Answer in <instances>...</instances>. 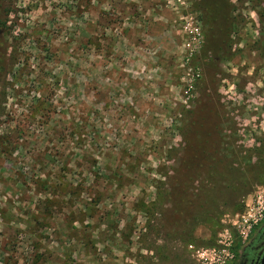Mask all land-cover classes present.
Listing matches in <instances>:
<instances>
[{"label":"rangeland","instance_id":"374dc122","mask_svg":"<svg viewBox=\"0 0 264 264\" xmlns=\"http://www.w3.org/2000/svg\"><path fill=\"white\" fill-rule=\"evenodd\" d=\"M228 3L216 42L196 0H0V264H198L215 247L264 187L240 184L264 167V2ZM189 16L202 40L184 65ZM195 118L224 169L194 185L201 216L170 226Z\"/></svg>","mask_w":264,"mask_h":264},{"label":"trees","instance_id":"16d2710c","mask_svg":"<svg viewBox=\"0 0 264 264\" xmlns=\"http://www.w3.org/2000/svg\"><path fill=\"white\" fill-rule=\"evenodd\" d=\"M198 6L203 8L204 25L207 26L208 32L211 33L213 29L218 30V33L211 34V39L216 38V42L222 40L221 34H226L228 30V0H196ZM264 2V0H262ZM2 24V23H1ZM264 56V45L262 47ZM203 120V119H202ZM201 126L204 128V134L201 137L204 143V148L197 149L194 145L197 134H195L194 127ZM208 127L200 124V118L194 122H190L186 131L183 134L184 146L181 149V153L178 158V163L172 173L167 177L166 186V198L168 200L167 213L170 217L167 222L170 226L179 227L180 225H187L188 221H195L199 218L198 211L200 207L204 205L202 201L201 190L197 192V187H194L195 183L199 182L200 177L214 178L218 176V168L224 169L217 165L222 162V158L219 156L218 151L214 147V140L208 139ZM257 148V147H256ZM257 150H259L257 148ZM261 161H256L253 165H249L252 171L256 169H263L260 164ZM254 175L249 177H242L241 186L246 187V184L264 180V172L261 175ZM206 180V179H205ZM246 193V189L244 190ZM252 192H247L246 196ZM242 207V205H241ZM175 238L180 241L189 242L191 233L187 234L182 228L175 230Z\"/></svg>","mask_w":264,"mask_h":264},{"label":"built area","instance_id":"2783aa9c","mask_svg":"<svg viewBox=\"0 0 264 264\" xmlns=\"http://www.w3.org/2000/svg\"><path fill=\"white\" fill-rule=\"evenodd\" d=\"M183 29L193 40V42L184 43L186 56H184L183 63L187 65L194 53V42L198 45L202 36L199 27L191 16L184 22ZM198 77L199 71L197 69L186 67L181 79L188 90ZM247 198L249 200L243 203L241 212L229 222L230 229L224 228L218 235L215 247L195 251L198 264H228L233 256V245L244 241L251 230L262 221L264 218V187L255 189Z\"/></svg>","mask_w":264,"mask_h":264},{"label":"flooded vegetation","instance_id":"af4514ba","mask_svg":"<svg viewBox=\"0 0 264 264\" xmlns=\"http://www.w3.org/2000/svg\"><path fill=\"white\" fill-rule=\"evenodd\" d=\"M232 251L228 264H264V218L244 241L233 245Z\"/></svg>","mask_w":264,"mask_h":264}]
</instances>
